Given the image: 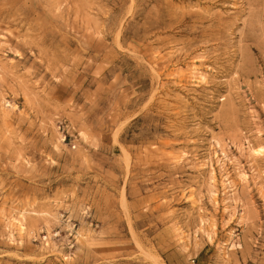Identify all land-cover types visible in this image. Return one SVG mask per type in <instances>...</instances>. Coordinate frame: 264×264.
I'll use <instances>...</instances> for the list:
<instances>
[{
	"label": "rangeland",
	"instance_id": "rangeland-1",
	"mask_svg": "<svg viewBox=\"0 0 264 264\" xmlns=\"http://www.w3.org/2000/svg\"><path fill=\"white\" fill-rule=\"evenodd\" d=\"M0 264H264V0H0Z\"/></svg>",
	"mask_w": 264,
	"mask_h": 264
}]
</instances>
